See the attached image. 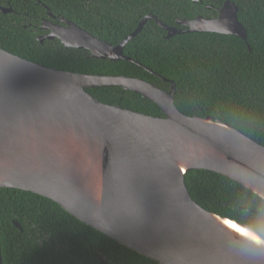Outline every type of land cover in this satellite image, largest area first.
Listing matches in <instances>:
<instances>
[{
  "label": "water",
  "instance_id": "obj_1",
  "mask_svg": "<svg viewBox=\"0 0 264 264\" xmlns=\"http://www.w3.org/2000/svg\"><path fill=\"white\" fill-rule=\"evenodd\" d=\"M10 12L0 7V13ZM236 13L226 1L215 20L177 21L184 30L146 16L117 46L55 18L64 26L43 20L40 30L49 34L38 41L57 39L86 58L133 62L123 49L147 21H155L166 38L214 33L246 41ZM161 80L171 83L169 91L139 79L49 69L0 49V188L51 200L157 264H264V234L204 210L184 182L187 171L204 170L264 200V147L221 121L181 114L174 83ZM112 87L153 102L164 117L105 105L86 92Z\"/></svg>",
  "mask_w": 264,
  "mask_h": 264
},
{
  "label": "trees",
  "instance_id": "obj_2",
  "mask_svg": "<svg viewBox=\"0 0 264 264\" xmlns=\"http://www.w3.org/2000/svg\"><path fill=\"white\" fill-rule=\"evenodd\" d=\"M206 1L216 7L234 3L246 41L214 33L166 38V31L150 20L123 49L133 62L91 59L82 51L65 49L57 39L40 43L32 27L23 26L39 25L48 10L117 46L146 16L182 29L176 21L189 18L191 0H0L13 9L0 13V49L45 68L139 79L167 92L171 83L164 78L175 85L174 103L181 114L221 121L264 147V0ZM86 92L105 105L164 117L156 104L121 88ZM184 182L204 210L264 234V200L244 186L204 170L187 171ZM0 251L2 264H102L99 257L106 264H157L51 200L7 188H0Z\"/></svg>",
  "mask_w": 264,
  "mask_h": 264
},
{
  "label": "flooded vegetation",
  "instance_id": "obj_3",
  "mask_svg": "<svg viewBox=\"0 0 264 264\" xmlns=\"http://www.w3.org/2000/svg\"><path fill=\"white\" fill-rule=\"evenodd\" d=\"M206 0H191L192 4L191 6H189V12H188V16L189 18L188 19H183V20H196V19H203V20H206V21H211V20H215L218 18V11L219 9H221V7L223 6V4L226 2L224 1V3L222 4L221 7H216L215 5H213L212 3H206L205 2ZM7 3V2H5ZM5 3H2L0 4V7L1 8H4V9H8L10 10L11 12H13V9H12V6L10 7H7V6H4ZM235 5V4H234ZM236 6V5H235ZM237 7V6H236ZM237 11H238V8H237ZM10 12V13H11ZM3 14V13H2ZM6 14H9V13H6ZM237 15V13H236ZM45 16L47 17V19L45 18H40L41 21L39 23V25L35 24H31L30 22H27V24L25 26H23L24 28L25 27H32V31H33V34H35V40L38 41L39 38L41 37H45L47 34H49V31L48 30H40V26L43 22V20H47V21H50L54 24H58V25H61V26H64L63 23L57 21L55 18H59L57 16H54L52 13L48 14L47 12L45 13ZM38 19V18H37ZM179 21V20H178ZM176 24L180 27H182V29H179V30H184L186 29L185 27L179 25L176 21ZM38 26V27H37ZM42 33V34H41ZM44 41H51V40H47V39H44L42 42L40 43H43ZM39 42V41H38ZM83 52V51H82ZM85 53V52H84ZM86 54V53H85Z\"/></svg>",
  "mask_w": 264,
  "mask_h": 264
},
{
  "label": "bare ground",
  "instance_id": "obj_4",
  "mask_svg": "<svg viewBox=\"0 0 264 264\" xmlns=\"http://www.w3.org/2000/svg\"><path fill=\"white\" fill-rule=\"evenodd\" d=\"M230 226L232 228H234L235 230H237V232H239L240 234H242L244 237H246V238H248L250 240H253L255 242H260V240L256 236H254L253 234H251L249 231H247V230H245L243 228H240L237 225L232 224V223H230Z\"/></svg>",
  "mask_w": 264,
  "mask_h": 264
},
{
  "label": "snow or ice",
  "instance_id": "obj_5",
  "mask_svg": "<svg viewBox=\"0 0 264 264\" xmlns=\"http://www.w3.org/2000/svg\"><path fill=\"white\" fill-rule=\"evenodd\" d=\"M225 230H227V229H225ZM238 236V235H237ZM262 246H264V245H262Z\"/></svg>",
  "mask_w": 264,
  "mask_h": 264
}]
</instances>
